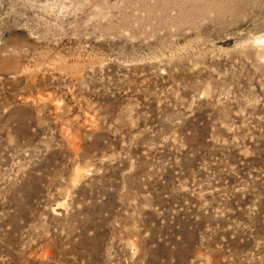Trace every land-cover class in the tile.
I'll use <instances>...</instances> for the list:
<instances>
[{
  "label": "rangeland",
  "instance_id": "obj_1",
  "mask_svg": "<svg viewBox=\"0 0 264 264\" xmlns=\"http://www.w3.org/2000/svg\"><path fill=\"white\" fill-rule=\"evenodd\" d=\"M264 0H0V264H264Z\"/></svg>",
  "mask_w": 264,
  "mask_h": 264
},
{
  "label": "bare ground",
  "instance_id": "obj_2",
  "mask_svg": "<svg viewBox=\"0 0 264 264\" xmlns=\"http://www.w3.org/2000/svg\"><path fill=\"white\" fill-rule=\"evenodd\" d=\"M264 43V39L261 40Z\"/></svg>",
  "mask_w": 264,
  "mask_h": 264
}]
</instances>
